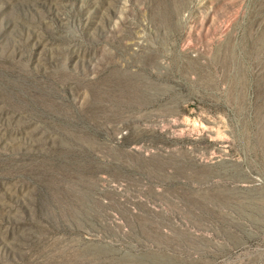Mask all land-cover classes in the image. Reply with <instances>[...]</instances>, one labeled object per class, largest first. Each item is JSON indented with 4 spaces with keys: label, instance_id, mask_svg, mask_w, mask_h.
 Segmentation results:
<instances>
[{
    "label": "rangeland",
    "instance_id": "rangeland-1",
    "mask_svg": "<svg viewBox=\"0 0 264 264\" xmlns=\"http://www.w3.org/2000/svg\"><path fill=\"white\" fill-rule=\"evenodd\" d=\"M0 264H264V0H0Z\"/></svg>",
    "mask_w": 264,
    "mask_h": 264
}]
</instances>
